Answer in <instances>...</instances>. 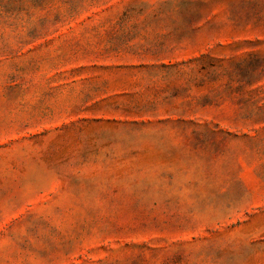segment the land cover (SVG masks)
<instances>
[{
  "label": "rangeland",
  "instance_id": "rangeland-1",
  "mask_svg": "<svg viewBox=\"0 0 264 264\" xmlns=\"http://www.w3.org/2000/svg\"><path fill=\"white\" fill-rule=\"evenodd\" d=\"M0 264H264V0H0Z\"/></svg>",
  "mask_w": 264,
  "mask_h": 264
}]
</instances>
